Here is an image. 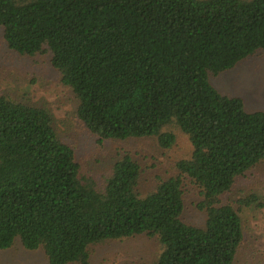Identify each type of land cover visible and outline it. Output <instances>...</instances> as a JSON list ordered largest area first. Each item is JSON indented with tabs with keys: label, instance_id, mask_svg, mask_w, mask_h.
Masks as SVG:
<instances>
[{
	"label": "trees",
	"instance_id": "16d2710c",
	"mask_svg": "<svg viewBox=\"0 0 264 264\" xmlns=\"http://www.w3.org/2000/svg\"><path fill=\"white\" fill-rule=\"evenodd\" d=\"M0 44L53 69L97 144L191 145L145 189L151 164L126 152L92 170L51 109L0 93V256L19 243L50 264H90L98 246L146 236L153 264H234L242 212L263 205L232 195L264 164V112L210 76L264 51V0H0ZM190 193L201 225L184 218Z\"/></svg>",
	"mask_w": 264,
	"mask_h": 264
},
{
	"label": "rangeland",
	"instance_id": "374dc122",
	"mask_svg": "<svg viewBox=\"0 0 264 264\" xmlns=\"http://www.w3.org/2000/svg\"><path fill=\"white\" fill-rule=\"evenodd\" d=\"M210 82L221 93L241 98L247 112H264V51L229 71L211 75ZM0 93L25 97L51 109L60 136L75 147L84 165L92 170L107 168L126 152L133 153L145 165L151 164L143 181L145 189L152 188L158 176L169 175L173 164L191 152L189 139L184 134H179L178 141L170 149L162 148L155 138L97 144L75 113L77 98L61 83L53 69L47 63L20 60L3 44H0ZM240 191L259 196L263 205L254 204L242 212L246 241L234 264H264V164L252 177L237 182L232 198ZM196 202L194 194H188L184 218L201 225L205 215L196 209ZM155 253L154 242L141 236L98 246L90 264H153ZM0 264L50 262L43 252L27 251L18 243L1 253Z\"/></svg>",
	"mask_w": 264,
	"mask_h": 264
}]
</instances>
